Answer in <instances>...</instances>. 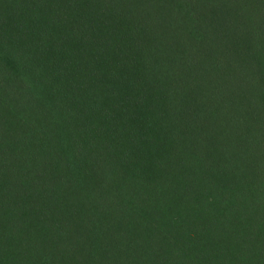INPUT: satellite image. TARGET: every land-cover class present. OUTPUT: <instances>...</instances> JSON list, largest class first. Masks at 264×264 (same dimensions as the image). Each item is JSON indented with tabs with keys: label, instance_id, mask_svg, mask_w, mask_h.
I'll return each instance as SVG.
<instances>
[{
	"label": "trees",
	"instance_id": "1",
	"mask_svg": "<svg viewBox=\"0 0 264 264\" xmlns=\"http://www.w3.org/2000/svg\"><path fill=\"white\" fill-rule=\"evenodd\" d=\"M0 264H264V0H0Z\"/></svg>",
	"mask_w": 264,
	"mask_h": 264
}]
</instances>
